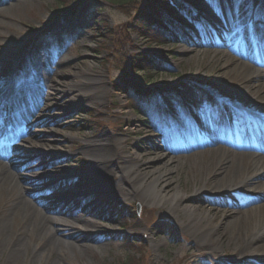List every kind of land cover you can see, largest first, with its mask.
Here are the masks:
<instances>
[{"label":"rangeland","instance_id":"obj_1","mask_svg":"<svg viewBox=\"0 0 264 264\" xmlns=\"http://www.w3.org/2000/svg\"><path fill=\"white\" fill-rule=\"evenodd\" d=\"M119 1L0 0V72L6 70V77L0 76V117L13 116L12 126L20 138L40 141V135L43 142L51 140L54 154L48 156L26 141L31 157L15 152L16 167L9 161L13 151L0 159L20 170L18 179L27 185V195H36L48 213L65 214L74 221L73 214L63 213V208L83 206L78 213L90 222L79 225H86L84 235L96 239L56 242L36 264H48L46 259L60 264H223L237 260L239 245L248 242L263 213L258 207L264 195L253 198L243 187L226 193L212 188L224 186L235 171V164L230 163L223 175L221 164L231 159L235 163L251 151L229 141L261 144L264 135L257 137L255 129L264 133V124L258 125L259 118L237 106L228 107L221 96H233L235 86L243 82V71L232 69L231 64L252 62L264 69V61H251L237 49L249 29L248 34L255 35L249 49L264 59V38L254 21L256 12L262 10L264 16V0H188L182 4H190V11L178 7L185 24L169 27V32L157 37L153 29L146 35L139 30L143 9L151 8L145 5L148 1ZM236 8L239 11L228 18L227 12ZM227 35L234 36L235 42L227 45ZM136 50L160 61L149 82L125 68ZM46 67L50 74L43 72ZM41 73L45 80L41 77L33 84L44 94L40 91L36 96L40 100L29 102L35 107L31 129L15 118L17 110L9 112L3 106L12 98L11 90L21 91L28 77ZM129 81L141 92L154 91L150 100L141 99L135 107L128 103L127 97L134 94L127 91ZM8 85L12 88L6 90ZM46 101L51 104L45 107ZM216 108L222 112L220 126L211 119ZM211 137L216 140L209 145ZM161 153L174 160L168 168L158 167ZM242 165L237 181L249 176ZM109 167L129 180L159 168L155 173L165 177L158 184L162 187L165 178L172 179V191L179 187L192 201L184 199L175 210L171 208L174 198L161 204L157 199L141 201L136 196L142 190L127 198L109 195L96 176L107 173ZM45 170L54 171L51 178L44 175ZM57 191L77 199L59 201L54 197ZM187 204L211 208L217 228L193 229ZM9 205L10 200L3 197L0 213ZM20 221L15 219V225ZM259 236L249 251L263 258L264 229ZM35 246L34 238H29L22 261Z\"/></svg>","mask_w":264,"mask_h":264},{"label":"bare ground","instance_id":"obj_2","mask_svg":"<svg viewBox=\"0 0 264 264\" xmlns=\"http://www.w3.org/2000/svg\"><path fill=\"white\" fill-rule=\"evenodd\" d=\"M238 11L239 9L237 8L234 9L233 12L228 11L227 17H233L234 13ZM254 21L257 23V26L260 29L261 37L264 38V16L262 10L260 12H256ZM254 37V35L247 34L243 38L242 44L239 46V48H237L238 53L254 62L264 61V59H260L258 57V53L256 51L249 49L251 45L255 44ZM225 40L227 45L235 42L234 36L228 37ZM56 58L58 60V55ZM231 68H236L243 71V82H240V84L235 86L233 89V96H228L229 99H227V101L229 103H235L246 114L252 117H257L260 120L264 119V69L258 67L252 62H240V65L235 62L231 64ZM5 72L6 70H4L3 73L0 72V76L3 75V77H6ZM43 72H45V75H47V73H51L47 67ZM251 73L254 75L249 79V74ZM45 75H42L41 73L40 77H28L26 79L27 81L24 83L25 87H22L23 89L21 91H10L11 97L14 98L12 99L13 102L17 104L18 115H16L15 118H17L19 122L25 123L27 128L32 129L34 125V114H31V108L28 106V101L30 99L40 100L39 97H36L38 96L37 93L42 92V94H44V90L42 88L39 90L33 83L34 81L39 82L41 77H44L45 80ZM5 88L9 90L12 88V86L8 85ZM48 95H50L49 91L47 92V96ZM42 98L44 99V97ZM50 104L51 103L46 101L44 106L46 107ZM52 105H56V102H53ZM226 105L229 107L228 103H226ZM212 112L214 113L211 114V119L217 126H220V117L222 116V112H218L217 108L213 109ZM224 118L230 120V118L227 116H224ZM39 137L40 141L37 137L35 139H24L22 137L20 139L21 142H17L18 144L13 148V157L9 158L12 166L16 167V163H14V160L17 158L15 152L17 153L18 151L22 155L27 154L29 157L32 156V150H29V148L26 147V141L31 142L33 145H38V147L42 149V151H44L43 153H46V155L49 154L48 156H54V154H52L50 151V143H52V141L50 140V143L49 141L43 142L42 139L44 138H41L40 135ZM9 140H11L9 134L4 135L2 138L0 137V154L7 153L6 150H2L3 148H6ZM215 140V137H211L207 140V144L211 145L213 142H215ZM254 151L255 150H251L248 155L245 154L244 156L237 157L235 163H233L231 159V161L221 164L220 168L223 170V175L227 169L231 167L230 163L233 164L232 167H234L235 164V171L230 178L231 180L229 179L230 181H225L223 183L224 186L222 185L220 187L221 184H215L214 187H219L212 189L226 193L233 190H240V188L242 189L243 187L245 190L247 189L246 191L251 193L253 198L264 195V148H261L260 151L257 152ZM43 156V158L48 157L45 155ZM157 159L160 162L158 167L163 166L166 168H168L174 161L169 154L164 153L159 154ZM57 162L60 163L62 161L58 160ZM31 164L36 166L39 165V162L31 161ZM242 164L245 165V172H248L249 176L244 175L237 181L235 180L237 179V175L244 169ZM12 166L0 159V200L5 196L10 200L9 208L2 210L0 213V264H36L39 257H44L45 250L51 251L53 249V245L56 242L58 245H62L65 241H69L70 243L73 241L82 242L84 240L96 241L95 238H91L83 234L82 230L87 229L86 225L84 226L85 228H81L79 225V223L82 221L90 222V220L85 218L83 214L78 213V211L81 210L83 206H79V203H77L74 209L68 207L63 208V210H66V212L63 213L73 214L72 218L75 219L74 221H70L68 217L64 216L65 214L48 213L44 210V207L41 209L39 206L40 199L36 195H27V192H29L27 185L21 183L18 179L20 170L16 171V169H12ZM108 169L109 171L107 173L104 174L100 172L97 173L96 176L97 180L100 182L99 184L103 185L106 193H109V195L115 194L120 198H127L133 195H138L139 190H142L143 192L136 196L141 201H152L157 199L158 204H161L170 198H174V202L172 203L173 206L171 208L175 210L180 208L179 203L184 199H187L188 202L192 201V196L191 198H188L190 195L181 188L177 187L176 190L172 191L171 185L174 181L172 179L165 178V180H163L164 185L161 187L158 184L159 179L164 178L165 176L163 173H155L159 168H154L153 170H149L140 175H135L133 180L124 178L122 174H117L116 171L110 167ZM43 173L46 177L51 178L54 171L45 170ZM65 194L61 191H57L54 193V197L59 201L70 199V202H73L77 199L74 197V195L67 197L64 196ZM258 208L263 213L255 224L252 236L249 237L248 242L241 243L239 245V253L237 256H235L237 260L233 259L230 263L226 262L223 264H234L236 262H240L241 264H260L261 262H264V257L262 258L259 254L249 251L251 248H253V244L259 242L258 240L261 238L259 233L264 229V203L259 205ZM185 209L186 213L192 215L189 223L192 222L193 225H191V227L193 229L210 230L217 228L216 226H218V223L215 221L216 212L213 213L211 208L187 204ZM238 209L239 208L236 209L237 212L239 211ZM249 210L250 209H245L246 212ZM12 218L13 224H11ZM15 219H18L19 221L21 220L19 222L20 224L16 223L15 225ZM204 219L207 221L205 224L202 223V220ZM92 222L93 224H96V220H93ZM212 237L213 238L211 240H216L214 236ZM29 238H34L36 246L30 250V256H28L27 260L22 261L21 258L23 254L28 251ZM46 262H48V264H60L54 260L49 261L46 259Z\"/></svg>","mask_w":264,"mask_h":264},{"label":"trees","instance_id":"obj_3","mask_svg":"<svg viewBox=\"0 0 264 264\" xmlns=\"http://www.w3.org/2000/svg\"><path fill=\"white\" fill-rule=\"evenodd\" d=\"M136 0H120L122 4H128L132 3ZM148 1L146 4L147 6L151 7L150 11L144 10L142 11L143 16L140 20V23L142 22L141 26L139 27V30L143 34H149L148 31H151V29L154 30L156 33L154 37H157V35H161L162 32H169V27L175 26L179 23H185L182 19L181 7L185 9L186 11H190L191 8H189L187 5H183L184 0H146ZM174 2V3H172ZM168 4V5H167ZM171 4V5H170ZM61 8L64 7L60 6ZM71 7V6H69ZM171 7V8H168ZM180 7V8H178ZM65 9V8H64ZM140 15V14H139ZM152 39H156V38ZM127 66L125 68L130 70L131 72L142 74L145 76V80L147 82L151 79L152 71H154L158 66L160 65V62L148 54L147 52L136 50L133 52V54L129 57V62H127ZM130 84V90H127L128 92L132 91L134 94L129 95L127 97L128 103L133 105L134 107L137 104H140L141 99L150 100L152 93H144L139 91L136 88V85L133 83V81H129ZM134 261V260H133ZM124 264H129V261H124Z\"/></svg>","mask_w":264,"mask_h":264}]
</instances>
